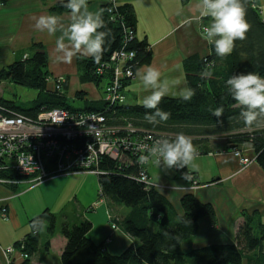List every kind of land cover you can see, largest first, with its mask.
I'll return each instance as SVG.
<instances>
[{"label":"trees","instance_id":"obj_1","mask_svg":"<svg viewBox=\"0 0 264 264\" xmlns=\"http://www.w3.org/2000/svg\"><path fill=\"white\" fill-rule=\"evenodd\" d=\"M107 1L101 6L105 27L99 31L107 32L108 35L105 37L100 63L113 50L124 45L123 25L135 31L136 24L132 4L124 2L112 8ZM241 2L246 9V20L251 26L246 38L237 40L232 53L225 57L218 56L212 44L207 56L194 54L183 60L187 87L193 89L195 95L190 101L164 96L159 108L170 113L167 121L155 125L149 123L145 115L155 110L145 109L142 104H124L118 108L120 114L136 125L164 132L169 134V138H174L177 133L191 137L195 147L206 143L207 137L213 136H224L226 143L232 145L249 144L255 161L264 171V126L248 127L244 124L240 117L244 109L233 99L226 83L231 76L240 73L253 72L264 78V19L253 0ZM0 3H5V0H0ZM127 47L136 51L137 65L150 61V50L144 40L140 41L135 36ZM76 63L80 81L100 85L103 76L95 72L100 63L97 64L90 56L82 55L76 56ZM209 64L212 76L202 78L201 73L209 70ZM47 65L48 58L43 45L33 43L26 59H18L0 69V80L9 79L37 90V95L28 108L0 96V107L5 109L3 114L21 112L27 116H35L40 110L52 107L75 110L64 92L45 91V80L49 74ZM65 86L66 84L63 88ZM103 104L100 100L99 106L102 107ZM218 107L224 109L220 118L212 114ZM98 108L86 106L83 109ZM194 137L197 138L193 139ZM208 150L204 147L197 148L198 153H206ZM101 168L105 172L97 174L99 195L110 204H121L128 208L127 214L114 224L135 243H131L120 253L113 254L108 251L104 242H95L88 235L92 228L88 219L72 225L62 222L60 230L65 244L58 264H264V224L256 218V211L251 214L242 213L234 243L208 244L194 248L191 241L198 231L199 220L208 217L212 224L215 223L216 214L210 203L201 201L192 193H184L180 199L182 213L179 214L154 186H148L137 179L140 167L136 164L121 165L104 156ZM36 218L43 221L44 227L40 231L30 227ZM56 223L57 215L48 209L31 218L30 231L13 244L26 256L19 263L11 264H34L31 257L39 251L41 232L44 231L47 235L43 243V250L47 251Z\"/></svg>","mask_w":264,"mask_h":264},{"label":"crops","instance_id":"obj_2","mask_svg":"<svg viewBox=\"0 0 264 264\" xmlns=\"http://www.w3.org/2000/svg\"><path fill=\"white\" fill-rule=\"evenodd\" d=\"M114 1L116 4L124 2L132 4L136 17L135 36L138 40L146 42L151 54L148 63L137 65L133 79L126 84L125 104H142L143 99L151 94L152 89L146 88L136 76L137 69L147 67L160 70L161 80L167 79L170 84L176 82L172 84L166 96L179 97L180 90L188 88L183 60L194 54L200 57L207 56L213 44L209 43L202 33V27L209 26L211 18L200 16L197 8L199 0ZM104 2L105 0H87L88 9L93 12L101 11ZM253 2L264 19V0ZM66 3L67 0H5V4L0 5V67L18 60L20 54L29 51L33 43H41L48 58L49 77L65 76L69 97L81 99L84 107L100 108L103 83L99 87L93 82L80 81L76 56L81 54L73 57L71 63L58 60L56 39L61 33L57 32L50 36L46 31L41 32L34 28V18L41 15L58 16L67 25L70 22V11L64 6ZM76 92L83 94L77 97ZM234 150L254 157L249 144L225 143L223 146L209 149L206 153H198L194 161L195 168L181 169L184 173L192 174L197 185H193L190 179H183L182 173L175 168L166 169L163 164L157 163L148 166V174L154 187L171 202L177 213H182L180 199L188 192L213 206L216 214L215 223L212 224L208 217L199 220L198 231L191 241L194 248L208 244L234 243L243 212L251 214L256 211V218L264 224V171L255 158L250 164L242 166ZM84 174L59 176L44 180L35 186L21 184L15 187L0 184V215L1 208L4 207L8 218L4 221L6 223L0 222V244L7 247L23 239L30 231V219L46 209L57 215V222L60 216L61 223L72 221L69 219L70 216L76 219L81 217L78 212L85 201L92 204L88 205L90 209L94 206L93 210H97L89 217L92 228L88 235L93 240L104 242L108 251L113 254L120 253L131 243L134 244L135 241L118 225L111 227L127 214L128 208L121 204H110L106 199H101L97 206L94 193L90 196H81L82 192L80 189L77 190L71 180ZM173 185L181 187L174 188ZM73 196L76 198L74 203ZM65 219L67 221H64ZM60 226L61 224L57 228L56 223L55 233L49 238L50 246L47 251L43 250L47 235L44 231L41 232L39 251L31 257L34 264L60 262L61 250L65 244ZM20 261L19 255L15 253L8 262L0 256V264Z\"/></svg>","mask_w":264,"mask_h":264},{"label":"built area","instance_id":"obj_3","mask_svg":"<svg viewBox=\"0 0 264 264\" xmlns=\"http://www.w3.org/2000/svg\"><path fill=\"white\" fill-rule=\"evenodd\" d=\"M107 2L112 8L116 7L114 0ZM204 27L207 26L202 27L203 34ZM123 31L124 45L113 50L95 69L96 74L103 76L101 108L52 107L27 116L21 112L3 114L5 109L0 107V184L34 183L44 177L76 172L104 173L101 161L107 156L121 165L136 164L140 167L137 179L154 186L148 165L156 163L155 158L149 156L144 163H140L139 158L149 155L147 148L155 140L170 136L136 125L119 113L118 107L125 104L126 84L133 79L137 67L136 51L126 48L135 38V31L124 25ZM54 82L56 91H62L65 78L55 76ZM234 154L242 166L255 158L240 150H234ZM177 170L183 176L184 172ZM190 180L197 185L192 175ZM5 210H1L3 218L7 217ZM14 253L20 260L26 256L14 245L3 247L0 244V256L7 262Z\"/></svg>","mask_w":264,"mask_h":264},{"label":"clouds","instance_id":"obj_4","mask_svg":"<svg viewBox=\"0 0 264 264\" xmlns=\"http://www.w3.org/2000/svg\"><path fill=\"white\" fill-rule=\"evenodd\" d=\"M70 11V22L65 25L62 19L55 15H41L35 19L34 28L54 36L57 32L61 35L56 39L57 59L71 63L77 54L90 56L99 64L104 51L103 45L107 32L99 31L105 24L101 11H90L87 0H67L64 5ZM197 8L201 17H210L211 23L204 27L203 32L209 43L215 46V52L220 57L230 55L235 48L237 40H244L250 30L246 20V9L241 0H199ZM209 70L201 73L202 78L212 76L211 64ZM136 76L146 88L152 89L146 96L142 105L145 109L155 110L146 113L145 119L151 124H159L169 119L170 113L159 108L164 96L169 94L170 87L176 82L167 79L161 80L160 70L154 67L137 69ZM227 86L238 105L244 109L240 113L244 124L248 127L264 126V78L248 72L231 76ZM184 101H190L195 95L191 88H183L178 93ZM223 107L213 111L217 118L222 117ZM148 156H141L140 163L148 160L149 156L155 158L157 164H163L166 169H192L198 156L197 149L191 137L177 133L174 138H160L147 148ZM183 179L189 180L188 172L183 173ZM179 188V185H173ZM30 227L36 231L42 230L43 221L39 218L33 220Z\"/></svg>","mask_w":264,"mask_h":264},{"label":"rangeland","instance_id":"obj_5","mask_svg":"<svg viewBox=\"0 0 264 264\" xmlns=\"http://www.w3.org/2000/svg\"><path fill=\"white\" fill-rule=\"evenodd\" d=\"M5 3H0V5H3ZM29 55V51L27 52H23L22 54H20L19 59H26ZM26 56V57H25ZM25 57V58H24ZM5 66H1V68H4ZM49 73V72H48ZM57 76V75H56ZM63 76V75H61ZM65 78V76H63ZM55 76L54 77H49V75H47V79L45 80V91H52V92H57L56 87H55V82H54ZM67 79L65 78V83L66 84L65 88L62 89V92L65 93V95L68 98V102L69 104L75 108V109H79V108H83L84 107V103L81 99H75L72 97H69L67 94ZM103 83V82H102ZM101 84V83H100ZM63 85V87H64ZM97 86V85H96ZM100 87V85H99ZM82 92H76L77 97L82 96ZM37 95V90L34 88H30V87H26L23 85H19L14 83L13 81L9 80V79H2L0 80V96L4 99L7 100H11L13 101L16 105L24 107V108H28L31 104V101L36 97ZM197 137H194L193 139H196ZM207 142L203 143L201 145H197L196 149L199 147H204L206 149H215L217 147L223 146L226 143L225 137L224 136H213V137H207ZM149 166V165H148ZM76 173H85L84 175H80L78 177H75L74 179L71 180L72 184H74V186L77 187V190H79L80 192H82V194H80L81 196H90L92 195V193L95 194L96 197V202H98L99 206V202H101V199H105L103 197H100L99 195V188H98V177L97 174L95 173H90V172H76ZM71 174H75V173H71ZM68 174V175H71ZM180 174V172H179ZM67 174L64 176H68ZM60 175H53V176H48V177H44L43 179H41L38 182H34V183H30L29 181H23L19 184L13 185L15 187H19V185L21 184H28L29 186H35L39 183H41L44 180H48L51 178H55V177H59ZM17 189L14 190V192H16ZM73 199V203L75 202L76 198H74V196L72 197ZM85 199V198H84ZM83 207L81 210H79V214L81 215V217H78L77 219L73 216H70V222H68L69 225L74 224L76 221L79 222L82 219H90L89 217H92V214L94 212H97V210H93L94 206L91 207V209L89 208L88 205H92V204H87V202H83ZM124 206V205H122ZM70 208V206H68ZM4 208V207H3ZM124 208H127L124 206ZM6 209V208H5ZM67 209V208H66ZM2 210V208H1ZM2 213V212H1ZM3 214V213H2ZM4 215L6 216V210ZM98 216H100L98 214ZM7 217L3 218L2 215H0V222L1 223H6L4 221H7L8 218ZM76 219V220H75ZM64 221H67L66 219ZM91 221V220H89ZM100 221V220H99ZM97 221V222H99ZM76 222V223H77ZM61 224V217L58 216V222H57V228H59V225ZM113 225H111L112 227ZM115 227H117L116 225H114ZM114 228V227H112ZM42 235V233H41ZM95 241V240H94ZM97 242V241H95ZM9 245H13V244H9ZM3 246V245H2ZM3 247H6V245H4ZM16 254V253H15ZM53 257V256H51ZM54 258V257H53Z\"/></svg>","mask_w":264,"mask_h":264}]
</instances>
